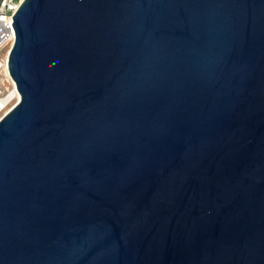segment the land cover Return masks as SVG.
Masks as SVG:
<instances>
[{"label":"water","instance_id":"water-1","mask_svg":"<svg viewBox=\"0 0 264 264\" xmlns=\"http://www.w3.org/2000/svg\"><path fill=\"white\" fill-rule=\"evenodd\" d=\"M13 19L0 264H264V0Z\"/></svg>","mask_w":264,"mask_h":264},{"label":"built area","instance_id":"built-area-1","mask_svg":"<svg viewBox=\"0 0 264 264\" xmlns=\"http://www.w3.org/2000/svg\"><path fill=\"white\" fill-rule=\"evenodd\" d=\"M23 0H0V51L7 46L8 50L15 41V29L13 27V16L16 14ZM0 76L4 83H9L7 87V94L0 95V99H6L11 93L13 97L10 98L4 105L0 104V114L5 111L3 116L11 109L8 107L15 101L12 107L18 103V90L13 81L8 68V61L0 58ZM11 88V89H10ZM1 116L0 119L3 117Z\"/></svg>","mask_w":264,"mask_h":264},{"label":"rangeland","instance_id":"rangeland-1","mask_svg":"<svg viewBox=\"0 0 264 264\" xmlns=\"http://www.w3.org/2000/svg\"><path fill=\"white\" fill-rule=\"evenodd\" d=\"M7 49V46H5L3 48L2 51H0V58H2L5 62L8 61V55H9V51L11 49V46L8 50ZM9 83H4L2 81V77L0 76V95H4V94H7V87H9ZM11 89V88H10ZM15 103V101L13 103H11V105L8 107L9 108H12L13 104ZM5 113V111H3L1 114H0V117L3 116V114Z\"/></svg>","mask_w":264,"mask_h":264},{"label":"bare ground","instance_id":"bare-ground-1","mask_svg":"<svg viewBox=\"0 0 264 264\" xmlns=\"http://www.w3.org/2000/svg\"><path fill=\"white\" fill-rule=\"evenodd\" d=\"M12 47V46H11ZM9 53V52H8ZM8 58V57H7ZM14 95L11 93L6 99L1 100L0 99V104L4 105L10 98H12ZM21 100V95L18 93V102Z\"/></svg>","mask_w":264,"mask_h":264}]
</instances>
